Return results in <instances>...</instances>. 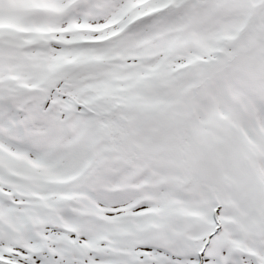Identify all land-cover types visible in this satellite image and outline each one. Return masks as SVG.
I'll list each match as a JSON object with an SVG mask.
<instances>
[{"label": "snow or ice", "instance_id": "6c2138e0", "mask_svg": "<svg viewBox=\"0 0 264 264\" xmlns=\"http://www.w3.org/2000/svg\"><path fill=\"white\" fill-rule=\"evenodd\" d=\"M0 264H264V0H0Z\"/></svg>", "mask_w": 264, "mask_h": 264}]
</instances>
